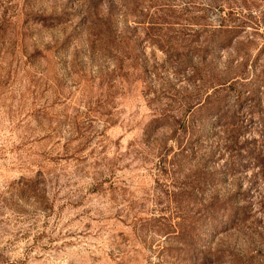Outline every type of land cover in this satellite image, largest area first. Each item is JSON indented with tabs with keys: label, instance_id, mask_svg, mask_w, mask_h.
I'll use <instances>...</instances> for the list:
<instances>
[{
	"label": "rangeland",
	"instance_id": "1",
	"mask_svg": "<svg viewBox=\"0 0 264 264\" xmlns=\"http://www.w3.org/2000/svg\"><path fill=\"white\" fill-rule=\"evenodd\" d=\"M0 264H264V0H0Z\"/></svg>",
	"mask_w": 264,
	"mask_h": 264
}]
</instances>
